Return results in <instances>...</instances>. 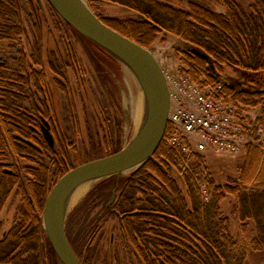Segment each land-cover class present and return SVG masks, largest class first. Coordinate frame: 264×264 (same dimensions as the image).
I'll return each instance as SVG.
<instances>
[{
	"label": "trees",
	"instance_id": "1",
	"mask_svg": "<svg viewBox=\"0 0 264 264\" xmlns=\"http://www.w3.org/2000/svg\"><path fill=\"white\" fill-rule=\"evenodd\" d=\"M109 1L131 15L100 16L107 24L144 46L162 32L178 36L183 70L195 82L214 88L221 85L217 97L239 110L259 106L264 112V0H256L248 9L238 0H211L223 5L224 11L201 0ZM27 2L30 14L37 18V9H42L39 2L37 6L32 0ZM95 2L89 0L90 6L94 8ZM21 23L19 0H0V45L15 46L24 33ZM36 66H43L40 41L31 59L22 52L20 69L0 59V233L1 214L8 201L13 195L21 198L12 227L0 239V264L56 261L43 227L44 204L53 184L80 158L76 141L54 130V114L47 100L40 101V108V93L45 99L48 94L46 75ZM60 67L52 69L66 76ZM43 117L50 122L53 144L42 128ZM117 127L121 142V123ZM172 131L169 123L152 158L126 175H112L99 186L113 193L110 211L118 218L119 232L145 264H248L250 250H264V164L257 176L256 166L247 173L246 165H240L238 177L224 185L216 184L209 174L204 179L211 190L209 198L203 194L198 173L207 168L206 155L189 153L194 162L183 169L187 154L169 142ZM113 142L114 136L107 135L95 155L122 148L112 147ZM251 148L246 152L256 154L257 149ZM229 193L237 197L233 214L242 223L243 233L248 232L247 220L254 223L241 239L232 233L230 218L221 207ZM75 214L67 227L69 239Z\"/></svg>",
	"mask_w": 264,
	"mask_h": 264
},
{
	"label": "rangeland",
	"instance_id": "2",
	"mask_svg": "<svg viewBox=\"0 0 264 264\" xmlns=\"http://www.w3.org/2000/svg\"><path fill=\"white\" fill-rule=\"evenodd\" d=\"M32 1L34 6H37L38 0ZM201 1L217 11L225 10L223 5L211 0ZM238 1L245 9L256 2V0ZM86 2L89 4V0ZM42 3V9H37L38 17L36 18L35 13L34 16L30 14L27 0H19L21 25L24 28V33L21 39L15 42V46L0 45V48H3L0 49V59L8 67L20 69L22 52H25L27 58L31 59L33 48L40 41L43 66H36V68L44 71L46 75L45 91L48 94L47 99H45L40 93V108L43 109L40 101L47 100L46 102L50 105V112L54 114V130L58 134L67 135L71 140L76 141L79 148L78 157L81 158V160L75 158L73 165L77 166L88 160L109 155L103 150L99 151V155H95L97 150L102 149L101 146L103 145L100 143H103L107 135L112 134L114 136L112 147L121 146L123 148L130 143L139 133L141 126V124L138 126V122L133 117L132 108L136 100L141 99L143 113L146 108V117L147 102L139 81L125 69L116 55L77 31L82 35L80 36L46 0H42ZM91 9L99 17L131 15L129 10L118 5L115 1L109 0H96L94 8L91 7ZM181 46L178 36L165 32L159 34L146 45L152 50L165 72L171 75H178L179 73L188 75L183 70L184 66L177 53ZM29 62L30 60L26 64ZM53 66L63 68L66 76L58 75L52 69ZM198 84L205 88L208 86L214 88V86L204 85L202 82ZM242 109L234 108L235 115L242 123L252 122V114H257L258 120L261 118L264 120V112L259 106H249ZM118 123L122 125L121 142L117 141L119 138ZM170 125L173 126L171 123ZM171 133L169 142L173 138L174 131ZM176 145L175 147H182ZM250 147L254 146L247 148ZM247 148L239 157L206 155L207 168H201L198 171L201 177V189L205 196L211 197V190L204 183V179L209 174L216 184L221 185L229 182L231 178L238 177L239 168L242 164L246 165L247 173L256 166L255 175H259L264 164V145L254 147L257 149L256 154L254 151L252 154L247 153ZM185 153L187 154V161L182 165L183 169L194 162H191V154L186 151ZM251 155L252 158H249ZM134 169L122 173L126 175ZM181 173L183 174V172ZM109 177L95 179L94 183L68 211L67 227L73 219H71V215L76 213L72 228L68 231L73 247L83 264L85 261L86 264H145L135 251L134 246L119 232L118 218L110 211L113 197L111 189H99V186ZM175 177L179 179L181 187L184 188L181 176L177 173ZM91 192V196L86 201ZM20 202L21 198L18 195H13L4 208L1 214L0 239L2 233L12 227L17 217ZM236 204L237 197L231 193L227 194L221 201L223 212L230 218L232 233L236 238L241 239L249 234L254 223L252 220H247L248 232L243 233L242 223L233 214ZM56 258L58 260L47 261L44 264H62L59 258ZM248 264H264V250H250Z\"/></svg>",
	"mask_w": 264,
	"mask_h": 264
},
{
	"label": "water",
	"instance_id": "3",
	"mask_svg": "<svg viewBox=\"0 0 264 264\" xmlns=\"http://www.w3.org/2000/svg\"><path fill=\"white\" fill-rule=\"evenodd\" d=\"M46 1L75 30L126 61L135 72L147 102L142 128L130 143L117 152L69 169L54 183L45 201L43 227L57 257L62 264H83L67 234L69 195L89 180L137 168L154 156L168 125L170 91L165 71L152 50L107 24L86 0ZM38 2L42 7V0ZM45 123V133L53 144L49 123Z\"/></svg>",
	"mask_w": 264,
	"mask_h": 264
},
{
	"label": "built area",
	"instance_id": "4",
	"mask_svg": "<svg viewBox=\"0 0 264 264\" xmlns=\"http://www.w3.org/2000/svg\"><path fill=\"white\" fill-rule=\"evenodd\" d=\"M166 78L169 123L174 127L171 144L189 153L223 157H238L248 146L264 145V120L252 114V122L242 123L233 104L217 97L221 85L205 88L185 73L166 72Z\"/></svg>",
	"mask_w": 264,
	"mask_h": 264
},
{
	"label": "bare ground",
	"instance_id": "5",
	"mask_svg": "<svg viewBox=\"0 0 264 264\" xmlns=\"http://www.w3.org/2000/svg\"><path fill=\"white\" fill-rule=\"evenodd\" d=\"M121 62L123 63L125 69L129 72H131L135 78L137 79L135 72L133 71V69L131 68V66H129V64L124 61L123 59H120ZM138 80V79H137ZM142 101L141 99H137L132 111H133V117L136 119V122H138V126H140V129L142 128V123H144L145 120V112H146V108H145V112L143 113V108H142ZM143 120V122H142ZM95 180V179H94ZM94 180H89L83 184H81L80 186H78L77 188H75L72 193L69 195L68 199H67V212L69 210H71V208L75 205V203L77 202V200L79 199V197L94 183Z\"/></svg>",
	"mask_w": 264,
	"mask_h": 264
},
{
	"label": "flooded vegetation",
	"instance_id": "6",
	"mask_svg": "<svg viewBox=\"0 0 264 264\" xmlns=\"http://www.w3.org/2000/svg\"><path fill=\"white\" fill-rule=\"evenodd\" d=\"M47 121L48 123H49V131H50V128H51V125H50V122L46 119V118H42V122H43V125H42V128H43V130H44V133H45V128L47 127L46 126V123H45V121ZM51 132V131H50ZM46 134V133H45ZM52 134V133H51ZM47 136V135H46ZM53 136V135H52ZM47 138H48V136H47ZM49 139V138H48ZM53 140H54V138H53ZM50 141V140H49ZM112 201H113V199H112Z\"/></svg>",
	"mask_w": 264,
	"mask_h": 264
}]
</instances>
